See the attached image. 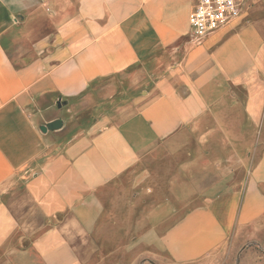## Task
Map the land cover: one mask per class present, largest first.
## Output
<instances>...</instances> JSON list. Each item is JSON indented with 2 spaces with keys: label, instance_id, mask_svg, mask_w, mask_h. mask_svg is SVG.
Here are the masks:
<instances>
[{
  "label": "rangeland",
  "instance_id": "374dc122",
  "mask_svg": "<svg viewBox=\"0 0 264 264\" xmlns=\"http://www.w3.org/2000/svg\"><path fill=\"white\" fill-rule=\"evenodd\" d=\"M252 3L250 1L244 10ZM90 5L91 0H0V221L10 219L14 225L7 233L0 228V264H264V203L257 205L260 212L250 222L244 221L238 226L236 216L226 245L207 258L179 263L159 245L136 242L140 234L150 230L149 210L154 206L163 204L164 219L158 228L162 232L188 210L207 205L209 198L223 197L226 186L240 181L237 177L225 180L214 170L234 166L229 162H217L236 156L245 159L257 151L254 147L256 132L249 118L225 114L234 104L233 93L225 100L212 102L209 114L189 120L170 115L148 116V131L142 132L146 144L136 151V155L148 158L138 164L134 172L152 176L147 179L143 176L134 188L135 194L129 198L130 208L118 206L113 212H104L105 217L113 214L118 224L114 227L104 225L89 233L77 256L76 243L70 245L73 252L64 254L53 250L54 244L39 247L42 243L37 241L44 232L64 217L72 219L77 208L88 204L83 196L59 203V196L50 194L48 178L57 176L54 173L62 164L58 158L78 154V148L68 145L84 135L94 138L107 126L131 119L146 102L167 92L169 84L174 83L181 90L178 83L182 79H159L170 73L174 61L183 54L174 43L148 52L139 61L140 68L99 75L77 89L72 86L35 89L34 95L26 96L27 102L24 99L22 105H14L20 88L36 87V82L24 75L30 64L36 65L33 70L38 74L44 71L58 77L68 76L79 68L77 56L84 50L83 44L80 43L79 49L71 41L59 43L56 38L65 35L75 23L89 30ZM80 14L83 18L75 19ZM88 30L84 39L90 42ZM188 32L190 43L201 47L203 38L197 40L190 29ZM70 48L71 52L57 59L56 53ZM88 53L86 57L92 54ZM234 92L236 94V90ZM56 120L62 121L60 129H47L48 124ZM154 125L160 127L154 130ZM42 127H46V131ZM27 134L32 136L31 140L26 139ZM203 156L209 157L214 164L210 174L198 175L209 180H194L196 188L192 196L181 186L186 182V174L181 172L186 173L187 161ZM204 181L212 185L211 195L199 193ZM246 181L244 173L237 211L245 196ZM172 182L180 188L173 191ZM29 183L35 195H29ZM214 183L217 187H213ZM156 186H159L157 194H153ZM56 204L62 206L60 212L48 214L43 209V206L49 209ZM27 220L32 223L31 227L27 226Z\"/></svg>",
  "mask_w": 264,
  "mask_h": 264
},
{
  "label": "crops",
  "instance_id": "0c3cea01",
  "mask_svg": "<svg viewBox=\"0 0 264 264\" xmlns=\"http://www.w3.org/2000/svg\"><path fill=\"white\" fill-rule=\"evenodd\" d=\"M191 8L192 0H91L89 30L75 23L65 35L56 38L59 43L71 41L79 49L80 43L83 44L84 50L77 56L79 68L64 77L52 76L44 71L38 74L33 70L35 64H30L31 67L24 71L30 81L36 82V87L15 91V94L19 91V96L15 97L14 105H22L24 99L27 102L26 96L31 93L34 95L38 89L71 86L77 89L93 77L120 69L140 68L139 61L159 46L177 43L183 52L181 58L174 61L170 73L159 78L182 79L178 83L181 90L174 83L169 84L167 92L150 99L131 119L107 126L94 138L84 135L70 143L69 148L79 149L76 156L58 158L62 164L54 173L57 176L48 178L50 194L59 196V203L75 201L83 196L88 204L77 208L72 219L64 217L44 232L37 241L42 243L39 247L54 244L53 250L58 249V253L64 254L73 252L70 245L76 243L74 252L77 256L83 249L84 237L89 233L104 225L114 227L118 224L113 214L105 217L104 212H113L118 206L130 208L129 198L135 194L134 188L143 176L146 179L152 176L146 172H134L136 166L148 158L136 155L140 146L146 144L142 132L148 131V116L170 115L189 120L209 114L212 102L225 100L232 93L234 104L226 109L225 114L246 115L249 118L251 128L256 132L254 147L257 151L245 159L236 156L217 162H229L234 166L214 170L222 174L225 180L237 177L240 181L228 183L223 197L214 200L209 198L207 205L188 210L162 232L158 228L164 219L163 204L154 206L149 210L150 230L140 234L136 242L159 245L176 262H193L207 258L226 245L236 216L238 226H241L244 221L250 222L259 214L260 207L257 208V205L264 203V0H253L250 7L236 19L206 35L199 48L194 47L189 39L188 14ZM82 18V14L75 17ZM87 30L90 42L84 39ZM71 51V48L63 49L55 56L59 59ZM88 52L92 54L86 57ZM237 90L244 93V98ZM159 127L154 125L153 128L156 130ZM29 137L32 138L27 134L26 139ZM187 164L186 173L181 172L186 174V182L180 185L185 186L187 194L194 196V180H209L198 175L210 174L214 163L209 157L203 156L187 161ZM244 173L247 179L245 196L237 211ZM175 176L180 178L177 174ZM216 184L213 187H217ZM158 188L156 186L153 194H157ZM179 188V184L171 183L173 191ZM211 188L212 185L204 181L203 190L199 193L211 195ZM28 191L29 195L36 194L31 183L28 184ZM42 195H45V191ZM60 208L62 206L59 204L49 209L43 206L48 214L60 212ZM28 221L27 226L31 227L32 223ZM0 228L7 233L14 228L12 220L0 221Z\"/></svg>",
  "mask_w": 264,
  "mask_h": 264
},
{
  "label": "built area",
  "instance_id": "2783aa9c",
  "mask_svg": "<svg viewBox=\"0 0 264 264\" xmlns=\"http://www.w3.org/2000/svg\"><path fill=\"white\" fill-rule=\"evenodd\" d=\"M253 0H192L188 24L193 38L200 40L236 19Z\"/></svg>",
  "mask_w": 264,
  "mask_h": 264
},
{
  "label": "water",
  "instance_id": "95a60500",
  "mask_svg": "<svg viewBox=\"0 0 264 264\" xmlns=\"http://www.w3.org/2000/svg\"><path fill=\"white\" fill-rule=\"evenodd\" d=\"M62 126L61 120L53 121L51 124H48L47 129H57ZM42 130L46 131V127H42Z\"/></svg>",
  "mask_w": 264,
  "mask_h": 264
}]
</instances>
